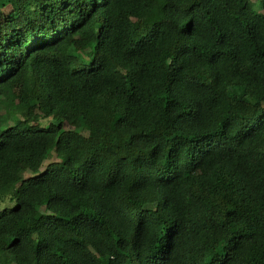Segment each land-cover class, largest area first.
I'll return each instance as SVG.
<instances>
[{
	"label": "trees",
	"instance_id": "16d2710c",
	"mask_svg": "<svg viewBox=\"0 0 264 264\" xmlns=\"http://www.w3.org/2000/svg\"><path fill=\"white\" fill-rule=\"evenodd\" d=\"M0 264H264V0H0Z\"/></svg>",
	"mask_w": 264,
	"mask_h": 264
},
{
	"label": "rangeland",
	"instance_id": "374dc122",
	"mask_svg": "<svg viewBox=\"0 0 264 264\" xmlns=\"http://www.w3.org/2000/svg\"><path fill=\"white\" fill-rule=\"evenodd\" d=\"M42 170H43V168H42Z\"/></svg>",
	"mask_w": 264,
	"mask_h": 264
}]
</instances>
